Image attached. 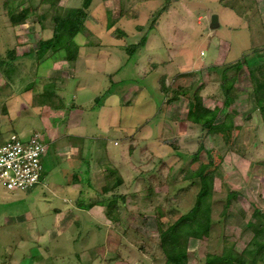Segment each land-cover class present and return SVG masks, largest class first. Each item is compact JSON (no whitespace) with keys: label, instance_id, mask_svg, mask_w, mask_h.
I'll use <instances>...</instances> for the list:
<instances>
[{"label":"rangeland","instance_id":"374dc122","mask_svg":"<svg viewBox=\"0 0 264 264\" xmlns=\"http://www.w3.org/2000/svg\"><path fill=\"white\" fill-rule=\"evenodd\" d=\"M20 1L0 0V30L8 35L0 38V136L22 133L21 124L34 119L24 136L40 133L47 151L41 157L42 184L27 192L0 185V264H167L162 242L194 206L201 187L195 174L208 153L215 165L210 232L187 240L185 264H205L213 255L230 257L229 264H240L237 258L249 262L257 224H248L255 209L264 212V122L258 106L264 104V0H92L90 33L84 31L89 38L76 40L125 51L118 55L121 71H113L108 83L112 95L101 100L117 112L120 127L107 133L99 127L103 119L97 121L95 108L102 94L91 80L80 84L93 88L75 106L74 76L64 77L62 86L52 85L57 80L51 75L35 83L38 102L63 111L66 123L74 111L86 114L85 138L74 143L62 130L56 140L49 138L33 110L23 114L22 95L46 57L40 53L29 66L23 54L50 35L36 24L39 14L50 25L56 11L80 8L83 0H54L51 8L33 0L38 16L9 31L5 5ZM236 64L224 78V68ZM67 89L74 94L65 95ZM127 89L128 105L114 104ZM194 93L215 113L216 125L229 126L228 137L207 133L196 122L190 111ZM106 145L109 151L124 149L110 157Z\"/></svg>","mask_w":264,"mask_h":264},{"label":"crops","instance_id":"0c3cea01","mask_svg":"<svg viewBox=\"0 0 264 264\" xmlns=\"http://www.w3.org/2000/svg\"><path fill=\"white\" fill-rule=\"evenodd\" d=\"M33 0H29V1H24V6L26 5L29 8V4H31ZM6 7V15H7V22L9 24V31L11 30H15V27H17V25H21L24 24L25 21L28 19L29 16H35L38 13H29V15L27 16V18L22 22V23H18V24H11V22L9 21V16H8V9L10 8V6L5 5ZM25 6V7H26ZM10 10V9H9ZM40 10V9H39ZM37 23L40 26V31H44L46 29H49L50 31V35L47 38L41 39L39 40L38 43H40L41 41H47L50 40L52 38L53 35V23L46 24L45 22L49 23V20L47 21L42 20V17L40 16V18H37ZM88 20V18H87ZM87 20L85 22V28L87 29V31H89L90 33V29H88L87 26ZM51 22V21H50ZM3 29V27H2ZM0 30V38L3 39V37H7V30ZM46 33V31H45ZM13 34V33H12ZM79 35L83 36V39L86 40L85 38H89L88 35H84V33H80L78 34L75 38L74 41L77 45V55H76V59L73 62H68L67 60H65V53L62 50H59V45H57L56 47H48L46 48L44 51L40 49V44L38 45L37 48H31L28 50V52H26L25 54H23V58L25 57V59L27 60V64L30 61L29 66L34 65V60L38 59L39 57V53H43V55L46 54V57L42 60H40V63H37L35 68L37 74L32 75L31 77L33 79H31V84H29L26 88L25 93L22 95L25 98V105H23V114H30V110H33L34 112L32 113L33 115L38 117V124H41L42 130L45 131V133L47 132V135H51L48 137L56 140L57 139V135L58 132H60L62 130V132L64 131L66 133V136H69L71 138H69L73 143L75 140L78 141H83L85 136L84 133L87 132V129L84 127V121H83V117L86 116V114L84 112H82V110L77 112H73L70 113L67 118V123L66 120H64L65 118L61 119V116L64 115L63 111H61L60 114V109H50L51 106L47 105L46 103H42V102H38L37 99H39L38 96H35V83H38L39 81H45L48 79L45 77L48 76H55L57 80L56 83L52 82V85H56L58 86L59 84H61L60 86H62V84L64 85L65 81H64V77H68V75L70 74L71 76H74V80L77 81L76 85H75V89H76V93L74 94V92L72 90H66L65 95L69 96L70 94H74V97H72V105L75 106L76 101L77 102H81V100L84 98V96H86L85 91H87L88 89L92 90V85L90 88L88 89H84L85 87H80V84L84 82V86H88V82L89 80H91L93 83L97 84L96 85V90L99 92V94L103 95L109 88L108 83L109 81L112 82L111 77V73L113 71L119 72L121 71L122 67L118 68V64H119V56L118 55H123V53L125 51H123V53H118V51H120V49H118L117 51H115V49L109 50L107 47H105V45L99 47V44L93 41H85L83 43H79L76 39ZM17 37V36H16ZM13 41L17 40L16 38L12 39ZM17 45V43H15ZM15 45V46H16ZM14 46V47H15ZM58 47V48H57ZM54 48V49H53ZM13 49V48H11ZM52 51V52H51ZM127 51V50H126ZM128 52V51H127ZM14 58H19L20 56H13ZM129 59V57L127 58V60ZM126 60V61H127ZM125 61V63H126ZM110 64V65H108ZM113 64V66H112ZM32 68L33 67H29ZM40 69H42V71L44 70L45 73L41 74L40 73ZM118 69V70H117ZM40 73V74H39ZM31 74V73H29ZM30 75H28V73L26 72V77H28ZM36 77V78H35ZM50 79V78H49ZM35 80V82H34ZM52 80V79H51ZM51 85V86H52ZM90 86V85H89ZM45 88V86H44ZM47 88V87H46ZM80 89V90H79ZM79 90V91H78ZM69 93V94H68ZM64 94V93H63ZM99 95V96H100ZM101 95V96H102ZM112 95V94H111ZM110 95V96H111ZM129 89H127L126 93L124 96H122V98L118 101H116L114 104L118 105L119 107H123L128 105L127 101L129 99ZM108 96V97H110ZM107 97V98H108ZM105 98V100L107 99ZM104 100V99H102ZM17 101V100H16ZM98 103L97 108H95V113H96V119L97 121L100 120V118L103 119V122L100 123L99 127H102V130L104 131V133L110 132L113 129H118L119 123L117 120V112L113 111L114 108L112 106H108L105 102L101 103L100 101H96ZM56 106H62L60 103ZM22 108V109H23ZM62 108V107H61ZM118 109V108H117ZM43 112L47 118L45 117L44 120H40V114L37 115L36 112L39 113ZM113 111V112H112ZM32 115V117H33ZM64 117V116H63ZM109 117V118H107ZM70 118V119H69ZM61 121H63V125L61 123ZM28 124L24 125L23 123L21 124L20 128L18 129L19 132H22V134H24L25 132H29L30 130H27V128H25L26 126H29V124L34 123L36 124V122H34V119L31 121L29 120L26 121ZM51 125V126H50ZM30 128H32L30 126ZM128 131V128H127ZM1 134V133H0ZM7 136V135H6ZM65 136V139L68 141L67 137ZM2 137L0 136V139ZM103 138V136H102ZM125 141L124 144L127 142L128 136L126 135L125 137ZM94 143L93 145H98V139L97 138H93ZM114 146H116L117 148L119 147L117 143H113ZM74 145V144H73ZM74 150L75 147L71 148V150ZM124 149V147L120 150V149H115L114 151H109L107 148V145L104 147V152L109 154L110 157L113 156H117L120 152H122ZM44 179V177H43ZM87 188L91 189L93 188L91 185V182H87L86 183ZM74 187V186H73ZM71 187V188H73ZM80 188H82V185H79ZM71 190V189H70ZM94 190V189H93ZM10 256H6V262H8L9 260L7 259ZM27 257V256H26ZM11 260V259H10ZM23 263V262H21ZM9 264H13V261H9ZM33 264V262H32Z\"/></svg>","mask_w":264,"mask_h":264},{"label":"trees","instance_id":"16d2710c","mask_svg":"<svg viewBox=\"0 0 264 264\" xmlns=\"http://www.w3.org/2000/svg\"><path fill=\"white\" fill-rule=\"evenodd\" d=\"M46 1L49 8L56 6V4H54V0H41L40 3L43 4ZM23 2L24 0L13 3V7L9 8L10 10L8 9L7 13L9 16V21L13 25L22 23L27 18L29 13H37V8L33 7L32 3L28 8L24 6ZM91 2L92 0H83L82 6L80 8L67 9L63 14H60L58 11H56L55 13L57 15L55 14L51 17L53 23L52 38L39 43L41 51H44L48 47L59 45V50H62L65 53V60L68 62H73L77 55V45L74 41V38L78 34L84 33L86 29L85 22L88 18V9ZM42 15L43 14H39V16H37L40 17ZM145 39L146 38L144 37V40ZM130 48L132 50L135 48V46H131ZM130 48L127 49L128 52L130 51ZM238 67L239 64L225 67L223 70L224 78L226 77L227 72L234 69L236 70ZM256 91L258 90L256 89ZM111 94L112 91L111 88H109L102 96L97 98L96 101L105 99ZM261 100H264V96H262ZM190 101V111L192 114H194L195 120L201 126V128L205 129L207 133L210 134L223 132L228 137V133L230 131L229 126L225 125L224 123L218 125L215 124V113L203 106L201 97L197 93H194L191 96ZM258 101H260V99H258ZM258 106L260 111L263 113L264 122V104L262 105L261 102H259ZM200 149L201 147H199V150ZM208 154V162L201 165L195 174V176L200 179L201 187L197 193L194 206L189 212L180 216L173 223V225L170 227L171 229L169 231V236L162 242L167 264H185V260L187 258V240L189 238L201 239L210 232L211 218L208 212L210 211V202L213 195L212 187L215 165L213 164L212 154ZM211 168L213 170H210ZM230 195L233 196L234 194L232 193L229 194V196ZM230 198L231 197L228 198L227 205L229 204ZM254 222L257 224V226H254V235L256 238L254 240L253 249L249 251V262H243L244 260L241 261L237 258L234 261L235 263L257 264V261L260 260L263 262L264 260V240L262 241L258 239L259 236L261 239L264 236V212H262L260 209H255L252 220L248 225L253 226ZM232 261L233 260L226 255H213L209 256L205 264H229Z\"/></svg>","mask_w":264,"mask_h":264},{"label":"built area","instance_id":"2783aa9c","mask_svg":"<svg viewBox=\"0 0 264 264\" xmlns=\"http://www.w3.org/2000/svg\"><path fill=\"white\" fill-rule=\"evenodd\" d=\"M47 145L38 132L9 133L0 139V185L9 192H27L43 183L41 157Z\"/></svg>","mask_w":264,"mask_h":264},{"label":"water","instance_id":"95a60500","mask_svg":"<svg viewBox=\"0 0 264 264\" xmlns=\"http://www.w3.org/2000/svg\"><path fill=\"white\" fill-rule=\"evenodd\" d=\"M211 24L213 26H216L217 25V16H212V18H211Z\"/></svg>","mask_w":264,"mask_h":264}]
</instances>
